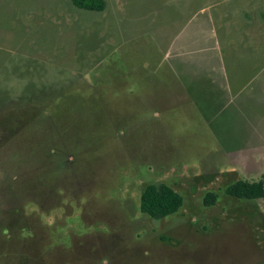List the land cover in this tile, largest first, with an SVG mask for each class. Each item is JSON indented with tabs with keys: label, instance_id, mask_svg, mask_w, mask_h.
<instances>
[{
	"label": "rangeland",
	"instance_id": "374dc122",
	"mask_svg": "<svg viewBox=\"0 0 264 264\" xmlns=\"http://www.w3.org/2000/svg\"><path fill=\"white\" fill-rule=\"evenodd\" d=\"M105 1L0 0V264H264V198L225 193L264 174V103L208 125L147 88L226 0ZM247 1L221 20H259ZM154 183L181 193L177 213L141 212Z\"/></svg>",
	"mask_w": 264,
	"mask_h": 264
},
{
	"label": "crops",
	"instance_id": "0c3cea01",
	"mask_svg": "<svg viewBox=\"0 0 264 264\" xmlns=\"http://www.w3.org/2000/svg\"><path fill=\"white\" fill-rule=\"evenodd\" d=\"M231 1L226 0L227 6ZM247 3L256 12L261 8L259 20L258 13L255 21L245 13L238 23L222 21V16L228 20L227 6L219 9L221 3H215L209 9L202 7L185 23L169 45L167 67L159 75L162 80L156 86L148 81V90L162 92L156 99L160 106L192 108L211 125L227 110L264 103V0Z\"/></svg>",
	"mask_w": 264,
	"mask_h": 264
},
{
	"label": "trees",
	"instance_id": "16d2710c",
	"mask_svg": "<svg viewBox=\"0 0 264 264\" xmlns=\"http://www.w3.org/2000/svg\"><path fill=\"white\" fill-rule=\"evenodd\" d=\"M73 5L87 11L105 10V0H71ZM225 193L239 200H259L264 198V175L260 180H239L225 189ZM218 195L209 192L204 198L205 206H214ZM184 204V198L173 187L165 183H154L146 187L141 196L140 210L149 217L159 220L177 213Z\"/></svg>",
	"mask_w": 264,
	"mask_h": 264
}]
</instances>
